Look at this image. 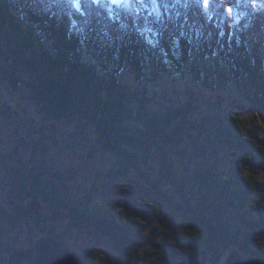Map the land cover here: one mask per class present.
Returning a JSON list of instances; mask_svg holds the SVG:
<instances>
[{"label": "trees", "instance_id": "trees-1", "mask_svg": "<svg viewBox=\"0 0 264 264\" xmlns=\"http://www.w3.org/2000/svg\"><path fill=\"white\" fill-rule=\"evenodd\" d=\"M207 1L203 10L196 0H130L132 10L92 0H0V79L32 91L47 117L93 127L101 147L117 158L116 169L103 176L129 180V195L142 213L130 219L123 211L95 208L88 196H72L61 188L66 172L25 162L17 147L0 157V181L17 201L12 212L0 204V243L3 225L25 222L67 246L54 228L67 217L71 229L79 224L104 232L118 254L116 264H220L232 251L242 264H264V127L255 122L246 128L235 115L217 111L194 117L200 103L195 93L168 107L150 99L161 79L190 78L212 93L237 85L264 117V13L253 12L256 2L242 0L246 16L227 19L224 10L239 0ZM139 6L150 12L147 19ZM126 72L137 87L124 84ZM179 135L201 155H213L222 139L228 150L249 155L256 168L248 173L238 165L233 178L197 164L178 173L169 157L185 156L176 148ZM154 159L177 200L151 178ZM132 175L150 187L139 191ZM45 204L54 215L41 213ZM227 208L239 224L225 216ZM166 211L179 218L175 229H154L155 237L147 236L144 227H158ZM35 257L34 247L15 249L11 264H29Z\"/></svg>", "mask_w": 264, "mask_h": 264}, {"label": "rangeland", "instance_id": "rangeland-1", "mask_svg": "<svg viewBox=\"0 0 264 264\" xmlns=\"http://www.w3.org/2000/svg\"><path fill=\"white\" fill-rule=\"evenodd\" d=\"M71 1L75 3L80 0ZM92 1H96L98 4L106 2L122 4L123 7L134 10L130 0ZM196 1L198 4L203 5V0ZM247 1L256 2V9L253 8L255 9L254 13H257V11L264 13V0ZM241 5L242 0H239V9L236 6L233 9H226V12L224 10L223 13L226 14L227 19L232 18L233 20L234 18H238L241 21L246 16L245 12L240 8ZM80 6V3L76 5L77 8H80ZM139 8L147 19L150 12L146 11L144 6H139ZM217 12L219 13L220 10H217ZM262 30L264 31V27ZM122 79L124 84L130 88L138 86L133 76L128 72L124 73ZM152 88L157 89L158 93H150V99L153 104L160 101L162 106L168 107L172 105L171 102L187 101L191 97L190 94L195 93V95L198 94L200 103H195L197 112L194 113V117L196 115L212 117L217 111L227 118L235 115L244 123L246 128H250L251 124L254 125L255 122L264 127V117L251 106L250 101L244 96L245 93L237 85H231L221 93H212L193 79L176 77L161 79L155 82ZM240 106H244L245 110L241 111L239 109ZM175 138V141H179L176 148L186 151L183 158L176 155L169 157L170 163L178 173L184 172V167L197 164L203 169H220L233 178L232 172L238 165L242 166L245 170H249L248 173L251 172V167L256 168V164L248 159L249 155L242 151L232 152L228 150L227 145L222 142V139L221 141L220 139L216 140L218 143L215 145L216 149L213 155L210 153V150H207L205 155H201L198 154L197 150L191 148L190 143L183 136L179 135ZM17 147L19 148L22 160L25 162H44L53 168H59L66 172L68 178L61 186L65 192L72 194L76 198L88 196L92 206L97 209L123 211V216L126 218H141L142 213L139 209L138 199L134 197L132 200V196L129 195L130 191L128 187L130 181L118 178L109 179L103 176L104 172L116 169L115 163L117 162V158L101 147L98 132L93 127L83 126L80 123L55 121L50 116L47 117L43 113L42 103L35 98L32 91L24 86L13 87L10 83L0 79V157L14 154L17 151ZM183 162L188 163V165H185ZM150 165L152 166H150L152 169L151 178L155 184L162 187L165 184L163 189L169 192L170 197L177 200L179 195L166 184L160 175V162L154 159L150 162ZM143 168H145L146 172H149L145 164ZM3 174V171H0V178ZM130 177L133 181L132 186L137 185L139 191H145L142 187L143 185L150 187L146 182H142L137 175ZM193 186L196 187V185ZM130 197L131 199L129 200L128 198ZM14 201L16 199L9 187L0 181V204L7 211L12 212L16 204ZM41 213L44 216L55 214L51 212L47 204L44 205ZM225 216L236 224L240 223L236 220L237 218L240 219L239 216H234L231 211L229 212V208L225 210ZM142 220L144 221L143 218ZM160 220L162 223L158 224V227L156 223H152L148 228L144 227L147 236L153 235L155 237L152 234L154 233V229L163 228L171 232L175 229L176 221L179 222V218L171 215L169 211L164 212ZM71 222L70 218L66 217L64 220L55 223L54 226L55 236L66 238L67 246L63 243L65 248L71 250L75 255L79 257L84 256L96 264H101L105 260L110 261L108 264L117 263L118 254L114 249L113 243L109 241L104 232L96 228H84L79 224H76L71 229ZM2 228L5 233L0 243V264L13 263L14 259L12 257L15 249H33L40 239L46 237L37 229V225L33 223L24 222L17 227L3 225ZM177 239L179 238L177 237ZM183 244L184 249L188 253H193V249H191L189 244L185 242ZM145 248L150 249L148 245ZM146 249H142L141 253L144 254ZM228 256L229 254L225 255L224 253L220 264H224ZM177 264L185 263L179 262Z\"/></svg>", "mask_w": 264, "mask_h": 264}, {"label": "water", "instance_id": "water-1", "mask_svg": "<svg viewBox=\"0 0 264 264\" xmlns=\"http://www.w3.org/2000/svg\"><path fill=\"white\" fill-rule=\"evenodd\" d=\"M241 111L245 107L240 106ZM35 259L29 264H88L71 250L65 248L63 242L52 237L40 239L34 246ZM242 257L237 251H232L227 259V264H242Z\"/></svg>", "mask_w": 264, "mask_h": 264}, {"label": "clouds", "instance_id": "clouds-1", "mask_svg": "<svg viewBox=\"0 0 264 264\" xmlns=\"http://www.w3.org/2000/svg\"><path fill=\"white\" fill-rule=\"evenodd\" d=\"M230 255V254H229ZM229 257V256H228ZM228 259V258H227Z\"/></svg>", "mask_w": 264, "mask_h": 264}]
</instances>
